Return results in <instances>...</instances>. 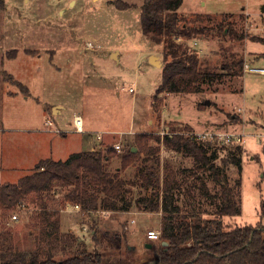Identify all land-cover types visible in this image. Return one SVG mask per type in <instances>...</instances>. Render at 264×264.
Returning <instances> with one entry per match:
<instances>
[{"label": "rangeland", "instance_id": "1", "mask_svg": "<svg viewBox=\"0 0 264 264\" xmlns=\"http://www.w3.org/2000/svg\"><path fill=\"white\" fill-rule=\"evenodd\" d=\"M115 1L130 8L120 9ZM143 3L4 0V7L0 6V186L30 175L41 159L66 161L86 148L104 155L113 148L116 152L107 170L119 171L123 179L131 180L143 161L139 159L121 170L122 157L131 147L138 151L136 138L140 134L150 136L149 143L154 147L158 145L155 136L186 128L194 133H244L243 145L217 146L215 150V163L236 187L242 210L239 216L225 217L224 223L228 228L264 227V75L245 74L244 70L239 77L224 68L242 57L245 64L264 68V58H259L264 56V43L252 40L264 39V0H184L179 12L205 32L182 41L198 53L201 70L216 75L200 79L194 85L199 90L192 88L185 94H158L162 67L153 65L150 55L157 56L163 66V46L143 33ZM230 24L237 34L228 32ZM242 32L248 36L245 40L236 37ZM131 87L135 93L129 91ZM37 100L47 104V112ZM255 108L262 113L252 116L250 111ZM75 114L84 117V134H78L74 127L65 129L67 134L42 131L48 117L61 128L60 121L67 123ZM84 138L92 141L91 145L81 147ZM117 144L121 145L120 152L115 149ZM162 148V175L167 166L178 175L195 167L192 157ZM233 157L241 158L242 171L223 161ZM204 176L212 197L191 185L189 197L184 186L186 190L175 192L178 203L174 205L180 203L184 212L198 211L211 217L221 185L210 172ZM237 180H241V186H236ZM129 189L137 197H145L140 187ZM54 198L49 209L58 214L52 219L60 220L62 233L74 237L65 252H54L55 258L85 249L107 254L112 264H148L160 252L161 240H149L147 233L161 230V210L151 215L103 211L88 215L73 202L63 203L62 194ZM24 201L28 203L26 209H0V263L1 253L8 247L25 250L27 241L39 234L41 221L36 217L41 213L40 201L35 193ZM63 208L69 210L66 229ZM15 214L18 220L12 218Z\"/></svg>", "mask_w": 264, "mask_h": 264}, {"label": "trees", "instance_id": "2", "mask_svg": "<svg viewBox=\"0 0 264 264\" xmlns=\"http://www.w3.org/2000/svg\"><path fill=\"white\" fill-rule=\"evenodd\" d=\"M183 2L144 0L141 7L144 35L156 45L163 46V80L158 94L190 93L192 88L199 90L194 85L200 79L216 77L215 74L203 72L198 53L179 40H188L205 32V28L191 25L189 19L179 12ZM115 4L123 10L130 8L122 1H115ZM0 6L4 7V0H0ZM228 32L237 34L232 24L228 26ZM236 37L245 40L248 36L242 32ZM252 40L264 43V39L261 41L253 37ZM245 63L244 57L235 58L224 68L240 77L244 74ZM18 84L24 89L22 84ZM190 133L192 130L186 128L162 137L155 136L158 145L154 147L149 143L150 136L138 135V151L129 148L122 157L120 168L126 169L137 160H142L135 179H123L119 171L111 173L107 170L108 162L116 152L110 148L106 155L84 151L72 154L66 161L40 160L30 175L15 184L1 185L0 209L18 206L26 209L28 203L24 200L32 193L36 194L41 207L36 219L41 221V228L37 237L27 241L25 250L8 247L2 252L0 264H112L108 262V255L98 250L78 249L64 258H55L57 249H64L65 252L74 241L73 236L61 232L60 220L52 219L58 213L49 209V202L55 200L57 193L63 195V203L73 202L88 215L97 211L126 213L133 206L149 213L161 210V242H168V246L161 245L160 252L154 256L160 260V264H264V227L244 225L228 228L225 225V217L241 215L240 197L236 196V187L231 185L226 172L215 163L217 146ZM161 144L170 151L192 157L195 167L185 169L182 173L187 175L184 177L167 166L162 175L159 157ZM223 161L234 164L242 171L241 158ZM207 172L221 185L217 197L219 201L212 216L204 217L198 211L184 212L180 203L174 205L178 203L175 192L181 188L186 190L184 186L188 188L186 193L189 197L197 186L212 197L208 194L209 183L204 176ZM241 185V180H237L236 186ZM128 186L140 187L145 197H137ZM93 237L96 239V231Z\"/></svg>", "mask_w": 264, "mask_h": 264}, {"label": "built area", "instance_id": "3", "mask_svg": "<svg viewBox=\"0 0 264 264\" xmlns=\"http://www.w3.org/2000/svg\"><path fill=\"white\" fill-rule=\"evenodd\" d=\"M180 41L182 39H179ZM245 74L246 73H255V74H260L264 75V68H256L252 67L250 64H245ZM129 91L131 93H135L134 88H130ZM46 125L49 127H53L54 130L57 133H61V129L57 128L55 123L51 120L48 119L46 121ZM73 125L75 128V131L78 133H85V120L84 117L81 114H75L73 117ZM192 136H197L199 139L204 140L206 142L211 143L212 145L215 146H229V145H243L246 140H245V134L244 133H229V132H203V133H197V132H192L190 133ZM98 140L102 139V136L98 135ZM115 149L118 150L119 152L121 151V145L117 144L115 145ZM79 208V206H77ZM80 209V208H79ZM14 220H18V216L15 214L12 216ZM147 237L149 240H161V231L158 230H149L147 233Z\"/></svg>", "mask_w": 264, "mask_h": 264}, {"label": "crops", "instance_id": "4", "mask_svg": "<svg viewBox=\"0 0 264 264\" xmlns=\"http://www.w3.org/2000/svg\"><path fill=\"white\" fill-rule=\"evenodd\" d=\"M113 54H114V53H113ZM113 54H112V55H113ZM116 54H117L116 57H118V56H119V52H117ZM151 56H154V55H150V57H151ZM27 98H28V97H27ZM27 98H26V99H27ZM37 103H38L39 105H41V108L43 109V111L47 112V109H48V108H47V104H46L44 101H38V100H37ZM258 108H259V107H258ZM258 108H255L254 110H251V111H250V114H251V112H252V113H253L252 116H255L254 113H257V114L262 113V111H261L260 109H258ZM52 112H54V109H52ZM259 115H260V114H259ZM48 119H51V118L48 117V118L45 120V123H44L45 125H44V126H45L46 128H44L42 131H43V132L52 133V134H53V133L59 134V133H57V132L53 129V127H49V126L46 125V121H47ZM62 119H63V118H62ZM62 119H61V120H62ZM260 119H261V118H260ZM52 120H53V119H52ZM59 120H60V119H59ZM60 123H61V124H60V125H61V128L64 130V131L62 130L63 132H61V134H67L66 131H65V129L73 128V127H74V125H73V120L68 121L67 123H64V124H62V121H60ZM57 128H60V127L57 126ZM61 128H60V129H61ZM67 132H68V131H67ZM77 133H78V132H77ZM78 134H82V133H78ZM83 134H84V133H83ZM84 139H85V138H84ZM84 139H83V141H80V143H81V147H86V146L88 147V144L91 145V142H92V141H90V140H89V141L86 140L87 138H86L85 140H84ZM85 143H87V145H86V146H83V145H85ZM132 149H136V148H132ZM85 150H87V148L84 149V150H82V151H85ZM161 150H163L162 146H161ZM82 151H80V152H82ZM136 151H137V149H136ZM136 151H135V152H136ZM172 152H173V151H172ZM77 153H78V152H77ZM162 153H164V151H163ZM46 159H47V158H46ZM41 160H43V159H41ZM39 161H40V160H39ZM56 161H57V160H56ZM118 169H119V168H118ZM135 207H136V206H135ZM135 207L133 206V207L131 208V211H130V212H126V213H118V214H128V215H129V214H144V215H145V214H150V215H151V214L156 213V212H152V213L145 212L144 210H141L140 208H138V207L135 208ZM62 213H63L62 217H64V220L62 221V223H63V229H66V224H65V222L67 223L66 217L69 216V215H68L69 210H68V209H63V210H62ZM104 213H105V212H104ZM106 213L109 214V213H111V212H106ZM157 213H158V212H157ZM94 232H95V231H94ZM94 232H93L92 234H94ZM155 257H156V255H155ZM156 259H157V258H154V257H153L152 259H150V261L148 260V261H149L148 263H149V264H156V263H153V262H152V261H155ZM145 262H146V261H145ZM145 262H143V264H145Z\"/></svg>", "mask_w": 264, "mask_h": 264}, {"label": "water", "instance_id": "5", "mask_svg": "<svg viewBox=\"0 0 264 264\" xmlns=\"http://www.w3.org/2000/svg\"><path fill=\"white\" fill-rule=\"evenodd\" d=\"M158 59V57L157 56H151L150 57V61H151V63L153 64V65H155L156 67H162V64H161V62L160 61H158L157 60ZM207 105H210V101H206L205 102ZM133 151L135 152L136 151V149H133ZM162 245L163 246H168V242H166V241H164V242H162ZM149 248H151L152 247V245L151 244H148L147 245ZM153 263H156V264H160V260L157 258L155 261H152ZM149 264V263H148Z\"/></svg>", "mask_w": 264, "mask_h": 264}]
</instances>
